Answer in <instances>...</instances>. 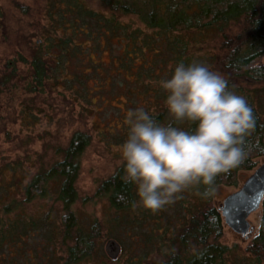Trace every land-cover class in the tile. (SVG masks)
<instances>
[{
    "label": "trees",
    "instance_id": "obj_1",
    "mask_svg": "<svg viewBox=\"0 0 264 264\" xmlns=\"http://www.w3.org/2000/svg\"><path fill=\"white\" fill-rule=\"evenodd\" d=\"M99 2L104 9H94L86 0H53L48 9L49 23L42 29L43 39L32 47L29 59L19 54L18 58L5 61L4 72L0 73V89H4L0 91L19 86L29 92L42 91L44 87L62 84L72 88L76 98L92 103L95 100L88 81L102 76L100 70L107 72L114 67L124 78L133 77L143 91H152L155 110L145 109L157 113L156 119L166 124L171 117L164 102L167 93L159 82L169 78L181 61L211 63L234 91H239L242 82L264 83V0ZM3 16L0 5V32L4 30ZM134 20L141 25H134ZM209 37L214 40L215 50L196 53L199 47L195 44L210 40ZM86 41H91V45L85 44ZM104 49L111 56L112 67H104L103 60L95 57V53ZM146 49L154 53L149 61ZM84 53L86 56H80ZM17 60L28 62L27 75L20 74ZM149 79H154L155 83L151 84ZM245 97L255 119V129L245 146L248 156L239 167L217 176L215 190L220 184H235L237 171L253 168V158L264 155V113L252 95L248 93ZM178 126L189 129L187 123ZM125 137L127 126L121 134L114 135V141ZM91 140V133L75 129L66 144L56 145L57 157L31 175L20 160L3 165L0 171V253L5 250L14 253L13 248L19 242L25 243V237H33L34 250L40 257L38 264H106L101 249L102 236H112L124 249L123 230L127 229L132 232L128 241L130 251L139 246L157 248L158 257L143 261L139 258L134 264H226V256L231 254L232 248L220 241L222 216L218 206L211 202L215 191L204 196L203 186L190 188L197 195L195 201L183 196L179 199L187 202L184 208L188 215L182 216L178 223L176 220L171 223L167 211L173 204L157 213L133 209L132 202L138 200L136 188L121 179L124 175L121 164L100 181L94 192L93 196L105 199L101 218L75 209L74 204L80 199L75 183L81 156ZM27 176L30 178L24 182ZM20 191L22 196L19 197ZM182 194L194 195L186 191ZM120 195L127 202L118 200ZM46 197L53 202L45 206L42 199ZM35 201L38 206L33 209L31 205ZM262 219L264 205H261ZM245 250L257 264H264V227L258 228ZM13 253L5 257L4 264L16 263Z\"/></svg>",
    "mask_w": 264,
    "mask_h": 264
},
{
    "label": "rangeland",
    "instance_id": "obj_2",
    "mask_svg": "<svg viewBox=\"0 0 264 264\" xmlns=\"http://www.w3.org/2000/svg\"><path fill=\"white\" fill-rule=\"evenodd\" d=\"M52 1L0 0L4 13V30L0 32V73L4 72L6 60L18 58L19 54L24 55L27 59L30 58L32 47L44 37L42 29L49 23L48 9L51 7ZM86 1L94 9H104L99 0ZM18 5H23V7ZM133 24L141 25L136 20L133 21ZM90 43L91 41L85 42V44L91 45ZM213 45V39L197 42L195 46L199 48H196V53L213 52L215 50ZM114 51L116 53L118 49H114ZM84 52L86 53L87 50L85 49ZM85 53L80 56H86ZM100 53L102 55H99ZM95 54V57H100L103 60L104 67L111 66V56L108 50L104 49ZM145 55L146 60L149 61V57L154 53L148 52L146 49ZM262 62H264V57ZM206 65L210 70L217 72L211 63ZM17 66L22 76L27 75L30 71L28 62L17 60ZM113 68L107 72L104 69L100 70L102 76L95 75V78L92 77L88 81V88L95 100L92 103L76 98L73 89L62 84L53 85L52 88L44 87L42 91L29 92L21 86L12 90L0 91V171L6 162L20 160L31 175L41 165H46L57 157L55 154L56 145L66 144L75 129L88 131L92 135V140L81 156L80 173L75 183L80 199L75 202L74 208L101 218L105 199L93 195L100 181L122 164L120 146L126 139L125 137L114 141V135L121 134L126 128L123 121L129 109L144 107L149 111L155 110L154 101H151L153 99L152 91H143L133 77L124 78L123 73L118 74ZM149 80L151 84L155 83L154 79ZM51 81L53 80L51 79ZM74 85L79 87L78 83ZM241 85L239 91L235 92L244 97L248 93L252 95V98L259 101L257 105L264 113V83L242 82ZM164 102L166 103V100ZM253 160L257 166L264 160V155H257ZM253 168L239 169L235 184L218 185L211 197V202L219 206L228 193L242 184ZM29 178L27 176L24 182ZM21 192H19V197L22 196ZM186 192L194 193V195L182 194V196L186 197L188 201H195L197 197L195 192L190 189ZM81 198L85 200L82 202ZM42 201L45 206L53 202L48 197ZM179 201L178 199L173 203L167 211L168 220L171 223L175 220L178 223L183 219L182 216L188 215L184 208L187 202L180 201L178 203ZM37 206V201L31 205L33 209ZM260 215L261 206L250 214L249 220L253 225V231L248 237L234 232L223 224V235L220 241L232 248L231 254L226 256V264H257L251 254L245 250V246L258 231L257 224L260 221ZM131 234L132 232L127 229L123 230L126 245L122 249V243L120 244L116 240L119 248L115 256H111L106 250L108 240L114 238L106 234L102 236L101 249L106 264H134L133 261L139 258L143 261L158 257L156 247L151 249L139 246L138 249L134 248V251H130L132 247L128 245V241ZM25 239V243L21 241L13 248L16 252L8 253L5 250L0 253V264H4L5 257L10 253L16 255L14 264H38L40 257L34 250L33 237H25ZM58 253L62 252L58 251ZM135 254L137 256H134ZM142 256L143 258H141ZM2 258L3 261H1Z\"/></svg>",
    "mask_w": 264,
    "mask_h": 264
},
{
    "label": "clouds",
    "instance_id": "obj_3",
    "mask_svg": "<svg viewBox=\"0 0 264 264\" xmlns=\"http://www.w3.org/2000/svg\"><path fill=\"white\" fill-rule=\"evenodd\" d=\"M159 86L167 93L171 120L161 123L144 107L129 109L123 123L127 137L120 146L125 184L135 185L133 209L157 213L182 199L186 190L215 191L217 176L239 167L247 158V138L255 119L246 97L202 62H179ZM187 123L189 129L179 127ZM195 125V127H191ZM118 200L126 201L123 195ZM264 192L254 199L258 210ZM264 227V219L257 228Z\"/></svg>",
    "mask_w": 264,
    "mask_h": 264
},
{
    "label": "water",
    "instance_id": "obj_4",
    "mask_svg": "<svg viewBox=\"0 0 264 264\" xmlns=\"http://www.w3.org/2000/svg\"><path fill=\"white\" fill-rule=\"evenodd\" d=\"M260 192H264V160L252 169L240 186L222 199L218 208L223 224L248 237L253 231L249 216L257 210L254 199ZM118 248L119 244L115 239L108 240L106 250L111 256H115Z\"/></svg>",
    "mask_w": 264,
    "mask_h": 264
}]
</instances>
